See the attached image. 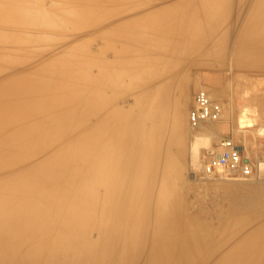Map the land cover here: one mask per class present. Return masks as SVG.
<instances>
[{
	"label": "bare ground",
	"instance_id": "6f19581e",
	"mask_svg": "<svg viewBox=\"0 0 264 264\" xmlns=\"http://www.w3.org/2000/svg\"><path fill=\"white\" fill-rule=\"evenodd\" d=\"M227 50L264 76V0H0V264H264L263 186L183 183L173 71Z\"/></svg>",
	"mask_w": 264,
	"mask_h": 264
},
{
	"label": "rangeland",
	"instance_id": "374dc122",
	"mask_svg": "<svg viewBox=\"0 0 264 264\" xmlns=\"http://www.w3.org/2000/svg\"><path fill=\"white\" fill-rule=\"evenodd\" d=\"M219 56L221 57V62H216L215 66L203 65L199 62L191 67L180 65L179 68L173 71V78H177L175 82H179L180 84L185 77L191 91L186 104L179 107V118L183 121L182 129L184 130L186 141V154L183 162V183L187 188H192L189 193L191 200L195 196L209 197L211 195L209 188L213 189L215 185L220 183H249L253 187L263 186L264 189V183L259 184L257 182L258 178L256 180H252L254 178H251V180H249L250 178L248 180L234 179L224 174L207 176L202 173L203 161L209 154L219 150V140L221 137L231 138L235 144L241 147L243 156L252 162L256 170L258 169V162H264V114L256 106L246 103L248 98L256 93V87L249 86V83L256 84L259 79L263 80L264 76L244 75L243 72L235 73V69L232 68L233 51L227 50L219 53ZM196 58L199 59L201 56L199 55L197 57L196 55ZM183 82L185 80L181 84ZM206 85L214 86L215 90L217 89L216 91H210L208 89V92L213 99L222 102L224 115L220 121L206 123L203 127L204 129L206 128L212 131V133L208 131L210 133V139L206 144L202 145L203 142L201 141L196 144L197 150L199 149L197 157L200 159L198 158V166L192 167L189 161L191 156L190 147H188L190 146L189 141L192 135L201 134L205 130L201 128L191 131L189 128L188 112L192 105L194 93L198 89H203V87L209 88ZM165 98L170 102L169 109L171 110L172 103L175 99V90L173 88L169 89Z\"/></svg>",
	"mask_w": 264,
	"mask_h": 264
},
{
	"label": "built area",
	"instance_id": "2783aa9c",
	"mask_svg": "<svg viewBox=\"0 0 264 264\" xmlns=\"http://www.w3.org/2000/svg\"><path fill=\"white\" fill-rule=\"evenodd\" d=\"M223 105L210 97L205 89H198L188 112L191 130L201 124L217 122L223 118ZM252 162L242 155V149L231 138L219 140V150L203 161L202 173L207 176L224 174L230 178H251L257 174Z\"/></svg>",
	"mask_w": 264,
	"mask_h": 264
},
{
	"label": "crops",
	"instance_id": "0c3cea01",
	"mask_svg": "<svg viewBox=\"0 0 264 264\" xmlns=\"http://www.w3.org/2000/svg\"><path fill=\"white\" fill-rule=\"evenodd\" d=\"M242 153H243V151H242ZM243 155V154H242Z\"/></svg>",
	"mask_w": 264,
	"mask_h": 264
},
{
	"label": "water",
	"instance_id": "95a60500",
	"mask_svg": "<svg viewBox=\"0 0 264 264\" xmlns=\"http://www.w3.org/2000/svg\"><path fill=\"white\" fill-rule=\"evenodd\" d=\"M241 149V147H239Z\"/></svg>",
	"mask_w": 264,
	"mask_h": 264
}]
</instances>
